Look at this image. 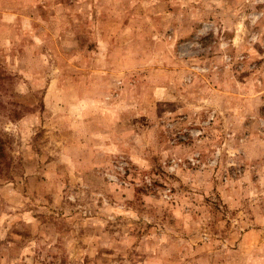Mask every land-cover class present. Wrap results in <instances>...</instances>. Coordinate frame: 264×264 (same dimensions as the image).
Returning a JSON list of instances; mask_svg holds the SVG:
<instances>
[{"label":"rangeland","instance_id":"1","mask_svg":"<svg viewBox=\"0 0 264 264\" xmlns=\"http://www.w3.org/2000/svg\"><path fill=\"white\" fill-rule=\"evenodd\" d=\"M0 264H264V0H0Z\"/></svg>","mask_w":264,"mask_h":264}]
</instances>
